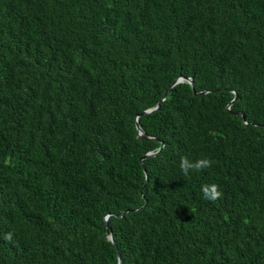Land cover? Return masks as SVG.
<instances>
[{"label": "trees", "instance_id": "16d2710c", "mask_svg": "<svg viewBox=\"0 0 264 264\" xmlns=\"http://www.w3.org/2000/svg\"><path fill=\"white\" fill-rule=\"evenodd\" d=\"M116 253L264 264V0H0V264Z\"/></svg>", "mask_w": 264, "mask_h": 264}, {"label": "clouds", "instance_id": "9594fccd", "mask_svg": "<svg viewBox=\"0 0 264 264\" xmlns=\"http://www.w3.org/2000/svg\"><path fill=\"white\" fill-rule=\"evenodd\" d=\"M213 161L209 158H200L195 161L189 160L187 157H181L180 159V169L184 176H188L190 171H202L212 167ZM202 198L210 202H215L220 199L223 195L217 184H204L201 185ZM12 234L7 233L5 235L6 240H11Z\"/></svg>", "mask_w": 264, "mask_h": 264}, {"label": "water", "instance_id": "95a60500", "mask_svg": "<svg viewBox=\"0 0 264 264\" xmlns=\"http://www.w3.org/2000/svg\"><path fill=\"white\" fill-rule=\"evenodd\" d=\"M182 82L187 83V84L190 86V88L192 87V82H191V80H190L189 78H187V77H181V76L177 77V78L171 83L170 87H172V86L175 85V84L182 83ZM165 93H166V92H164V94H165ZM204 93H205V91H201V92H198L197 94H204ZM192 94H195V92L192 91ZM233 99H234V97H233ZM157 108H158V105H155L154 107L149 108V109H146V110L140 112L138 115H136V117H135V121H134V122H135V123H134V124H135L134 126H135V130H136V134H137L138 139H141V140H154L153 138H151V137L145 135V134L142 132V130H141V129L139 128V126H138V123H137L136 118L139 117V116H141V115H145V114L152 113V112H154ZM235 114H236V115H240V113H238V112H236ZM243 123H244V122H243ZM154 154H155L154 152H147L146 154H144V155L142 156V158L139 159L140 163H141V161H142L143 159H146V158L152 157ZM141 168H142V171H143V174H144V168H143V167H141ZM144 178H146V175H145V174H144ZM107 216H108V215L104 216V219H103V220L105 221V226H106V219H107ZM106 239H107V240L112 244V246L115 248V244H114V241H113V239H112V235H111V234H108V235L106 236ZM116 259H117V263L120 264V258H119V256H118L117 253H116Z\"/></svg>", "mask_w": 264, "mask_h": 264}]
</instances>
